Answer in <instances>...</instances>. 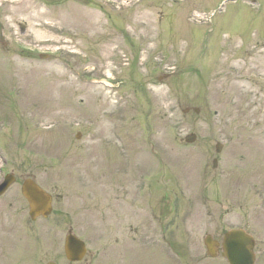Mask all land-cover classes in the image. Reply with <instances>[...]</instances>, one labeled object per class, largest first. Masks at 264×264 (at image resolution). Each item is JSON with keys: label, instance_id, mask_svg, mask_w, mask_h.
I'll use <instances>...</instances> for the list:
<instances>
[{"label": "rangeland", "instance_id": "obj_1", "mask_svg": "<svg viewBox=\"0 0 264 264\" xmlns=\"http://www.w3.org/2000/svg\"><path fill=\"white\" fill-rule=\"evenodd\" d=\"M6 173L0 244L27 264L66 222L83 264H226L202 240L235 227L264 264V0H0ZM124 176L134 199L145 181L139 212L119 203ZM27 177L61 196L51 228L30 232ZM111 206L140 224L117 230Z\"/></svg>", "mask_w": 264, "mask_h": 264}, {"label": "flooded vegetation", "instance_id": "obj_2", "mask_svg": "<svg viewBox=\"0 0 264 264\" xmlns=\"http://www.w3.org/2000/svg\"><path fill=\"white\" fill-rule=\"evenodd\" d=\"M113 183H120V187L119 190L120 192H127L121 200H120V204L121 205H125L127 206L128 201L131 199H134L133 197H129L128 195H131L130 192V181L127 180V178L124 176V178H122V180H119L117 178H113L112 180ZM52 190V188H51ZM117 192V189H115ZM49 194L51 195L52 201H51V205H52V210L49 216L42 218V217H36L35 219H31L28 217L29 222L31 224V228L32 231L30 232H34V228H36L37 230L39 229H43L44 227H46V223L49 222L47 221V219L49 217H51L55 212L54 210V204L56 202H59V200L61 199L60 195L55 194L52 191H49ZM127 195V197H126ZM135 195V193L133 194ZM141 205H145L144 203H140ZM118 206V205H117ZM139 206V207H140ZM152 208V206H151ZM152 213L157 215V219L160 220V217H158L161 213H158L157 210H155V208H152ZM28 211V210H27ZM111 211H112V217L114 218V223H112V226L115 227L116 229H120L123 228L126 229L127 227H131L132 225L129 224V220L127 219V216H125L124 213L120 214L117 213L114 209L113 206H111ZM124 214V215H123ZM65 213H61L59 215L60 217V221L59 224H62L61 218L65 217ZM127 215V214H126ZM28 216V215H27ZM121 216V217H120ZM69 217H72L73 220V216L69 215ZM65 219V218H64ZM91 219V218H90ZM42 220V223L40 224V226L38 225V221ZM46 220V221H45ZM38 222V223H37ZM66 222V221H64ZM57 222H54L53 226L56 227ZM140 223L136 224L135 226H138ZM49 227L51 228V224L50 222L48 223ZM77 224L75 223L74 225L71 223H67L66 222V228L65 229V235L63 236L62 241L60 240V238L56 239L55 237L52 239V245L49 244H43L41 243L42 241H40L39 239H37V241H35L34 239H30L31 243H33L31 246L33 247V261L35 262V264H83L84 260L86 257H88L87 253L86 256H84V258L81 261H76V262H70L66 259V254H65V247L67 244L66 238H68V242L71 244L76 245L75 247L73 246V248H71V251H73V249H75V251L79 248L80 244L77 242L76 239H81V236L76 235V233L74 232V228ZM27 227V226H26ZM58 227V226H57ZM137 230V229H136ZM54 236V235H53ZM49 240V239H47ZM22 241V240H21ZM24 241V240H23ZM16 242V241H14ZM20 242V241H18ZM17 242V243H18ZM13 242H9V243H1L0 244V264H27V260L24 256H20L17 257L16 259L14 258V254L12 253V248L15 249L16 246H12L15 245L16 243ZM78 247V248H77ZM77 248V249H76ZM16 251V250H15ZM77 253V252H76Z\"/></svg>", "mask_w": 264, "mask_h": 264}, {"label": "water", "instance_id": "obj_3", "mask_svg": "<svg viewBox=\"0 0 264 264\" xmlns=\"http://www.w3.org/2000/svg\"><path fill=\"white\" fill-rule=\"evenodd\" d=\"M194 112H198L194 110ZM195 140L194 135H189L185 138L186 143H192ZM220 146H216V152H219ZM13 178L6 177L0 184V195L11 184ZM22 195L29 203L30 216L35 218L37 215L46 216L50 211L49 197L39 189L32 181H24L21 188ZM69 240V239H68ZM69 246L74 244L68 243ZM204 245L207 249V253L210 257L216 255V245L211 243L210 237L205 238ZM253 241L241 231H229L225 233L222 242V255L226 258L228 264H253L254 256L252 252ZM68 246V247H69ZM69 249V248H68ZM80 251L78 255H80ZM78 257V256H77ZM68 258L71 259V257ZM73 260H75L73 258Z\"/></svg>", "mask_w": 264, "mask_h": 264}]
</instances>
